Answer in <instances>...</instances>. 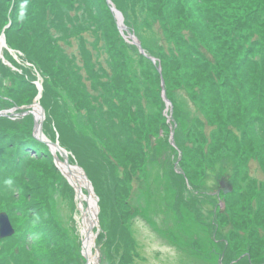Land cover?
<instances>
[{"label": "trees", "instance_id": "1", "mask_svg": "<svg viewBox=\"0 0 264 264\" xmlns=\"http://www.w3.org/2000/svg\"><path fill=\"white\" fill-rule=\"evenodd\" d=\"M111 2L146 54L120 33L106 0H0V34L18 58L3 49L9 64L0 59V109L32 103L39 93L35 81H41L43 133L91 180L107 225L110 264H133L132 252H138L127 228L128 199L131 182L150 166V138L164 142L155 146L161 191L152 205L156 212L164 208L165 239L187 250L192 264H264V181L242 183L251 160L264 172V0ZM88 33L95 37L92 45H86ZM77 39L79 55L66 48ZM162 79L173 123L165 116ZM33 124L31 114L0 117V212L14 228L0 238V264H85L51 211L53 188L68 198L74 191L48 146L33 136ZM206 125L216 127L209 148ZM172 129L175 145L169 141ZM224 151L234 162L232 181L227 178L232 191L210 198L224 202L210 223L202 225L195 215L194 224L206 162ZM140 204L132 208L156 228L150 206ZM198 225L208 227L211 238L197 233ZM220 226L229 227L227 234L221 235Z\"/></svg>", "mask_w": 264, "mask_h": 264}, {"label": "rangeland", "instance_id": "2", "mask_svg": "<svg viewBox=\"0 0 264 264\" xmlns=\"http://www.w3.org/2000/svg\"><path fill=\"white\" fill-rule=\"evenodd\" d=\"M128 31H125V33L129 34L131 32L137 37V35L133 31H129V32ZM156 32H157V37L154 36V39L159 40L160 37H159L158 31H156ZM154 35H155V33H154ZM84 37L86 38V45H87V43H90L92 45V40L95 41V37L93 36L92 33H88ZM149 37H150V35H149ZM149 37H148V39H149ZM127 40H130V39H127ZM139 41H140V39H139ZM150 41L154 43L153 40H150ZM140 43H141V41H140ZM79 45H80L79 40L77 39V41L75 43L70 45V48L69 47H66V48L69 50H73L75 55H77V54L79 55ZM88 47H89V45H88ZM3 49H2V52H3ZM7 50L11 54H13L14 58L18 59L15 51H13L11 49H10L11 51L9 49H7ZM89 50L92 51V49H89ZM0 54H1V52H0ZM1 55L3 56V53ZM0 59H2V61L4 63L9 64L7 61H5L4 57L3 58L0 57ZM101 59H102V61H104V59H105L104 55L101 56ZM153 62H157L156 58H155V61H153ZM82 63H83V61L79 62V64H82ZM158 67H161L160 63L158 64ZM37 81H40V80H37ZM177 91H178L177 94L180 95V97H182V99L184 101H187L189 108L193 109L192 102H191V100H189L188 95L185 93L183 94L184 90L179 89ZM38 101H39V99H38ZM169 101H170L169 113H168V116L165 113V116L167 117L168 123L169 122L173 123V117H172V112H171L173 107H172L171 100H169ZM13 108H15V106L12 108L0 109V110L9 111V110H12ZM166 109H168V108H166ZM44 112H45V119L43 121V126H44V122L47 120L45 108H44ZM170 112H171V114H170ZM21 113L22 112L20 110L15 109L14 114H11V112H8L7 117L15 118V117L22 115ZM73 113H75V110L70 108L69 115H73ZM76 116H77V114L72 116V117L75 120L77 127L83 128L81 126V123H82L81 121H83L82 118L80 117L81 118V120H80V118L79 117L76 118ZM77 119H78V121H77ZM215 129H216V127H214L212 125H206V127L204 129V132L206 135V142H205L206 144L204 145V148L210 147V144L212 143V140H213V134H214L212 132L215 131ZM171 131H173V133H174L173 129ZM171 131H170V133H171ZM174 137H175V135H174ZM158 139L159 138H150L149 142L145 144V150L147 152V160H148L150 166L147 165L145 167L144 172L139 174L131 182V185H130L131 192H130L128 202H129V205L131 206V211L129 213V219H128L129 224L127 225V228L129 226L130 231L134 232L136 240L138 241V244H139L138 252L136 250V254L134 251L132 252L133 254L131 253L132 259H133V264H182L183 263L182 261H184L186 259L189 260V264H192V260L187 256L188 255L186 253L187 250L185 253L183 251L181 252L177 248H175L172 244H170L167 241L168 239H165V236H164L162 230H160L162 227L160 222L162 221V218L164 216V212H163L164 208L162 209L161 212H156L155 208L152 205V203H154V202H157V203L159 202V199L155 195L156 190H158V195H160L159 191H161L160 189H156L157 186L158 187L160 186L159 185L160 180H159L158 174H157L159 172V170L156 169V164L160 160L158 159V156L155 154V151H156L155 146L157 144L162 146L164 142H163V140H158ZM169 139H170V136H169ZM169 141L171 143V139ZM159 142H162V143H159ZM173 142L175 143V140H173ZM167 149H169V147ZM204 150L207 151V149H204ZM170 153H171V151L168 154H170ZM211 161L212 162H206V166H205L201 181L199 183L201 195L199 197L198 207H199L200 211L199 210L196 212L194 211V213H195V214H193L195 217L193 219L194 224L198 223L196 216L202 220V222H203L202 225H204V223L208 224L212 221L213 211L215 209H217V204H218V202L215 203L212 200L216 199V201H217V199H218V197L216 195L218 194L217 191L219 188L220 180H222V179L226 180L228 185L231 186L227 178L229 177L230 181H232L231 180L233 178L232 171L234 168L233 159L230 158L228 156V154L224 151L221 155H219V156L217 155ZM245 171L243 173H246L245 174L246 177L244 178L245 181H242L243 184L246 181H248L249 179H252L255 181H264V172L261 169V166L259 165L258 161L251 160L249 162L248 166L246 167ZM156 175H157V177H156ZM67 182H68V180H67ZM68 184H69V182H68ZM72 189L74 191V196L72 198L65 197V195L61 194L57 188H53L51 190V198H52L51 211L60 220L59 225L61 226L62 231L64 232V235L68 236L70 238L71 244L70 243L69 244L72 247L74 253L77 254L79 257H81V255H82L81 254L82 236H81V230H80V226H79L80 213L77 209L78 205H77V200H76V192H75L73 187H72ZM146 189H148V190L146 191ZM144 191L147 192L144 194L145 200H143V202L140 204V201L142 199V194ZM220 192H222V191H220ZM96 196H97V194H96ZM220 197H221V194H220ZM210 198H212V200ZM139 204L142 206L144 205L145 207L147 206V204L150 206L148 208L150 210L149 216L154 221H156V223L158 222V225L156 224V226H157L156 228H155L154 224L153 225L150 224V222L148 220H146L143 215L139 214L138 212H136L132 208V207H138ZM98 205H99V199H98ZM223 208L224 207H222V209H219V210H223ZM98 217H99V231H98L96 239H95L96 247H97L96 249L98 251V254H97L98 255V257H97L98 258V264H110V262L108 261V259L106 257L105 248H104V242L107 238V229H106L107 225L105 224L104 219L101 216V209L99 211ZM163 227H165V226L163 225ZM199 227L200 228L197 229L198 231L195 230L197 233L204 234V232L206 231V234L211 238V232H210L208 227H206V228H204V226L203 227L199 226ZM200 229H202V230H200ZM219 230H220L221 235H225V233L227 234L229 227L220 226ZM197 233L194 232V234L198 235ZM201 236H203V235H201ZM194 237L196 240H199L200 235H198V237L197 236H194ZM188 239H190V238H188ZM184 248L186 249L187 247L184 246ZM93 251H94V253L96 252L95 248H93ZM262 253L264 255V247L262 249ZM179 255H181V257ZM217 261H218V263H221L220 257H218ZM206 262H207V264H215L216 263V262L214 263L213 260H207Z\"/></svg>", "mask_w": 264, "mask_h": 264}, {"label": "water", "instance_id": "3", "mask_svg": "<svg viewBox=\"0 0 264 264\" xmlns=\"http://www.w3.org/2000/svg\"><path fill=\"white\" fill-rule=\"evenodd\" d=\"M106 1L110 5V9L114 14V17L116 19V24H117V27H118L120 33L126 39H130L129 41H131V43L135 44L142 54H146V52L143 49L139 39L131 32L129 34L125 33V31H128V28L124 23V17H123L122 12L120 10H118L113 5L111 0H106ZM3 48H7L10 50V48H8V46L6 44L5 35L2 32L0 34V52H1V54H2ZM1 54H0V57L3 58V56ZM150 58L152 61H155L154 57L150 56ZM158 71L161 72V67H158ZM35 84L37 85V88L39 89V93L35 97L34 101L31 104L24 105V106H18V107H15L9 111L0 110V116H7L8 112H11V114H14L15 109L20 110L22 112L21 113L22 115H27V114L33 115V117H34L33 132H32L33 136L35 138H37L38 140L44 142L48 146V149H49L50 153L52 154L53 162H54L55 166L60 170L62 175L68 180L69 184L74 188L76 195L78 193H81L80 187L82 186V188L85 189L87 196L88 197L92 196L94 199V216H90L87 218L89 227L86 229V235H87V237H89L91 235L92 228H94V226H96V225L99 226L98 214H99L100 208L98 205V197L96 196L92 182L89 179V177H88L87 173L85 172V170L83 169V167H81L76 162L71 163L69 160V154L70 153L65 148H63L57 140L51 141L43 133V121L45 119V112H44V108L42 107V105L38 101V99L41 97L42 84H41V81H35ZM161 86H162V97H163V99L167 105V108H169L170 107V101L167 99L166 94H165L164 80L163 79L161 80ZM171 112H170V114H171ZM170 139H171V144L174 145L175 143L173 142V140H174L173 131H171V133H170ZM56 151L58 152V155H57ZM176 165H177V163H176ZM61 166H64V167H61ZM75 180H76V182H75ZM78 183L80 184V187L77 185ZM220 191H222L224 194H228L232 191V186H229L227 181L222 179L219 182V188H218L217 192L219 193ZM87 204H88V206L90 205L89 200H87ZM222 207H224L223 201L220 202V209H222ZM81 214L84 216V213H81ZM13 233H14V228L11 224V221H10L8 214L5 211H1L0 212V238L9 237V236L13 235ZM81 247H82L81 254H82L83 258L85 259V264H90L88 256L85 253V247H84L83 240L81 241ZM97 254H98V251L96 250V256L98 257ZM95 263L98 264L97 259H96Z\"/></svg>", "mask_w": 264, "mask_h": 264}, {"label": "bare ground", "instance_id": "4", "mask_svg": "<svg viewBox=\"0 0 264 264\" xmlns=\"http://www.w3.org/2000/svg\"><path fill=\"white\" fill-rule=\"evenodd\" d=\"M56 153L58 155L57 151ZM61 167H64V166H61ZM77 185L80 187L79 183ZM80 188H81V193H78L76 195V200H77V205H78L77 209L80 213L79 226L81 230V236H82V240H83L84 247H85V253L87 254L88 259H89V263L96 264L95 261L96 259L98 260V258L95 254L96 252L94 253L93 248L97 250L95 239L99 231V226L96 225L94 226V228H92L91 235L89 237H87L86 235V229L89 227L87 218L90 216H94V199L92 196L90 197L87 196V193L85 189L82 188V186ZM87 200H89V203H90L89 206L87 204ZM81 213H84L85 217Z\"/></svg>", "mask_w": 264, "mask_h": 264}]
</instances>
